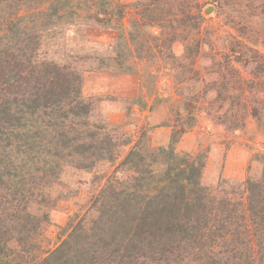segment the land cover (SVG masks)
Here are the masks:
<instances>
[{
    "label": "trees",
    "instance_id": "1",
    "mask_svg": "<svg viewBox=\"0 0 264 264\" xmlns=\"http://www.w3.org/2000/svg\"><path fill=\"white\" fill-rule=\"evenodd\" d=\"M152 1L167 16H154L152 7L150 21H131L126 38L117 31L114 72L123 70L128 42L139 45L138 53L146 47L151 61L152 45L162 42L160 56L173 64H191L201 47L218 43L217 52L202 53L217 96L247 109L250 92V115L263 125L264 95L251 89H264V0H214L236 31L216 39L197 0ZM123 16L118 0H0V264H264V168L245 178L240 196L203 182L205 152L178 153L176 129L166 145H150L141 132L128 147L121 125L100 117L103 98L83 92L80 61L91 55L57 58L65 56L66 29L75 23L116 29ZM152 26L158 34L147 31ZM177 26L202 35L186 43L183 56L171 49ZM247 71L261 78L248 80ZM111 98L128 101L129 117L137 99ZM183 110L182 124L195 123L189 103L177 113ZM242 120L229 110L216 122L232 131ZM65 166L90 173L93 190L67 220L62 239L41 248L50 210L76 193L52 191Z\"/></svg>",
    "mask_w": 264,
    "mask_h": 264
},
{
    "label": "rangeland",
    "instance_id": "2",
    "mask_svg": "<svg viewBox=\"0 0 264 264\" xmlns=\"http://www.w3.org/2000/svg\"><path fill=\"white\" fill-rule=\"evenodd\" d=\"M138 1H141L139 5H133L135 2L138 4ZM197 1L202 6V14L215 31L212 39H216L218 35H224L226 31L231 34L236 32L224 21L225 15L218 14L217 0ZM118 2L124 6V16L119 22L114 21L118 26L116 29L112 24L103 27L75 23L74 26L66 29L65 50H62L65 56L57 58L73 59V62H77L80 61L78 57L91 55V58L80 61V66L83 67V92L85 95H98L103 98L98 110L100 117L108 122L121 125L122 134H120L131 138L128 147L140 138L141 132L145 133V138L148 139L150 145H166L170 133L176 129L178 137L174 146L178 153L205 152L203 182L213 187L217 186L219 190L237 189L238 195L243 196L241 190L245 178L248 175H259L264 168V123L263 125L258 124L257 120L250 115L251 103L248 102L251 97L250 92L245 91L243 98L247 109L240 106L232 107L227 99L222 100L217 96V89L212 85L211 63L207 56H202V53H207L206 50L209 48L217 52L220 48L218 43L214 47H201L191 64L188 60L173 64L169 60L164 61L160 56L166 48L162 42L159 43V47L152 45V49L157 52L155 61H151L153 54L146 52V47L141 46L138 53L139 45L128 42L129 56L123 61L121 67L123 70L114 72L119 65L114 58L117 49V31L122 32V37L126 38L131 21H150L147 14H150L149 10L152 7H155L152 13L154 16H159L163 10L158 7L161 2L154 3L152 0H118ZM207 6H212L209 13L205 12ZM161 15L162 17L167 16L165 11ZM147 31L158 34L160 30L158 26H152ZM175 35L176 40L172 43L171 49L175 55L181 56L184 54L186 43H193L194 38L202 36L200 33H190L182 26L176 27ZM120 44L121 48L125 46V42L121 39ZM70 51L75 57L68 56L67 52ZM55 56H58L57 53ZM101 57L109 58V63L100 64L99 58ZM246 75L248 80L252 79L257 82L261 78H249L252 76L248 71ZM259 88L254 86L251 89L258 97L264 95V89L259 90ZM111 96L131 98L132 101L137 99L136 103H131L132 109L129 117L124 116L128 101L114 100ZM182 102L186 106L189 103V109L192 110L196 119L195 123L182 124L187 120L185 118L187 110H183L182 115L177 113ZM229 110L243 117L240 127L232 131L216 122L218 117ZM255 154L258 157L254 156ZM112 171L113 167H108L107 175ZM120 174L122 173L116 175ZM90 180V173L75 170L70 166L64 167L60 180L54 184L52 191L54 195L72 193L75 190L76 193L72 198L60 199L58 205L50 210L51 221L39 240L41 248L45 246L51 248L62 239V228L67 220L71 215L79 212L93 190Z\"/></svg>",
    "mask_w": 264,
    "mask_h": 264
},
{
    "label": "water",
    "instance_id": "3",
    "mask_svg": "<svg viewBox=\"0 0 264 264\" xmlns=\"http://www.w3.org/2000/svg\"><path fill=\"white\" fill-rule=\"evenodd\" d=\"M211 9H212V6H207V7L205 8V12H206V13H209V12L211 11Z\"/></svg>",
    "mask_w": 264,
    "mask_h": 264
}]
</instances>
